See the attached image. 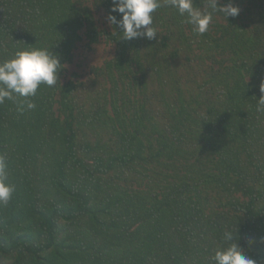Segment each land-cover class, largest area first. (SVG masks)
I'll return each instance as SVG.
<instances>
[{
	"label": "trees",
	"instance_id": "obj_1",
	"mask_svg": "<svg viewBox=\"0 0 264 264\" xmlns=\"http://www.w3.org/2000/svg\"><path fill=\"white\" fill-rule=\"evenodd\" d=\"M231 3L203 35L162 6L124 40L110 0H0V62L67 66L34 109L0 104V264H213L225 232L264 264V0Z\"/></svg>",
	"mask_w": 264,
	"mask_h": 264
},
{
	"label": "clouds",
	"instance_id": "obj_2",
	"mask_svg": "<svg viewBox=\"0 0 264 264\" xmlns=\"http://www.w3.org/2000/svg\"><path fill=\"white\" fill-rule=\"evenodd\" d=\"M171 7L183 17L182 23L192 26L197 35H203L209 30L213 15L220 13L227 17H236L240 9L233 6L231 0L223 6L219 0H206L204 10L195 6V0H110L107 24L121 30L124 40L145 38L152 40L157 37L153 25V13L160 7ZM120 15L117 20L115 15ZM67 66L61 63L57 54L47 48L26 47L17 51L13 57L0 62V104L5 100L22 98L18 111L31 110L36 105L28 100L34 97L41 84L54 87L57 84L58 73ZM264 84L261 85V92ZM264 105V97L258 100ZM7 165L0 156V206L9 203L15 186L6 183ZM224 247L215 251L211 256L213 264H256V261L244 253L234 239L232 232H225L222 238Z\"/></svg>",
	"mask_w": 264,
	"mask_h": 264
},
{
	"label": "rangeland",
	"instance_id": "obj_3",
	"mask_svg": "<svg viewBox=\"0 0 264 264\" xmlns=\"http://www.w3.org/2000/svg\"><path fill=\"white\" fill-rule=\"evenodd\" d=\"M71 69H72V70H76V68H75V66H74V65L71 67Z\"/></svg>",
	"mask_w": 264,
	"mask_h": 264
}]
</instances>
